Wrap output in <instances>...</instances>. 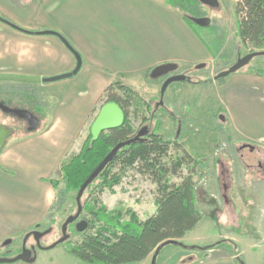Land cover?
Returning a JSON list of instances; mask_svg holds the SVG:
<instances>
[{
    "label": "crops",
    "instance_id": "crops-1",
    "mask_svg": "<svg viewBox=\"0 0 264 264\" xmlns=\"http://www.w3.org/2000/svg\"><path fill=\"white\" fill-rule=\"evenodd\" d=\"M219 1L234 7L238 0ZM0 17L18 27L0 19V75L42 79L76 67V56L60 38L40 31L60 33L82 59L70 78L19 82L23 92L43 87L53 105L49 123L11 140L0 153L1 245L46 220L56 196L51 180L84 142L109 85L121 81L155 98L162 82L150 79L154 68L176 63L189 75L214 58L195 26L165 0H0ZM3 81L1 86L16 82ZM218 81L214 93L233 130L264 146V75L243 68ZM213 244L196 245L189 253L179 246L157 264H237L241 251ZM160 251L149 264H156Z\"/></svg>",
    "mask_w": 264,
    "mask_h": 264
},
{
    "label": "rangeland",
    "instance_id": "rangeland-1",
    "mask_svg": "<svg viewBox=\"0 0 264 264\" xmlns=\"http://www.w3.org/2000/svg\"><path fill=\"white\" fill-rule=\"evenodd\" d=\"M183 13L190 16L187 11ZM197 13L200 17L210 19V23L206 26L192 21L198 34L211 49H221V58L206 64L201 69L194 68L190 71L189 75L194 82H173L166 90L163 105L159 106L160 103L158 104L160 95L149 98L140 94L146 102L151 104V109L134 111L135 109L131 108L130 122L136 132L145 125L154 128L158 122L160 134L169 139H178L189 153L195 158L202 159L204 165L197 170L195 179L197 181V198L203 212V219L195 229H192L193 231H189L185 241L180 240L185 244L183 246L186 248L185 250L189 253L191 245L215 244L226 236L233 238V240L225 239V242L227 241L226 244L233 251L236 249L241 251L240 255L244 264H264V168L261 171L256 169L252 171L247 168L248 171L244 166L247 160L249 163H255L259 159L264 165V146L236 134L214 93V82L223 79H216L217 73L231 66L240 55L250 53L254 48L251 45H243L240 40L239 19L235 12V6L222 3L219 8H210L200 4ZM244 68L264 71V56L256 57ZM178 72L186 71L180 68ZM159 79L161 82L164 80V78ZM3 82L5 81L0 80V86ZM34 86L37 89L30 86L33 93L23 92L26 89H21L23 94H26L24 101H20V96L17 93L16 98L0 93V100H4L7 103H3L11 107L26 108L36 114L40 118L36 130L38 131L51 120L53 101L48 98L43 87ZM101 105L102 101L99 108ZM152 113H156L155 116H152ZM0 125L11 131L6 143L28 133L26 121L7 114L1 109ZM84 132V142L76 149L79 150L71 152L64 161L70 160L81 151L89 136L90 128ZM243 142L254 144L260 152L251 153L248 149L241 150V154L245 155L242 162L238 147ZM169 153L178 154L174 148H171ZM114 173L121 174L122 177L121 181L112 189L109 187H105L103 190L97 189L95 183L84 193L81 199L82 205H86L83 216L91 220L92 226L82 233L76 232L74 227L72 241L82 239L87 233L93 232L104 224L89 215L88 207L105 208V215L110 217H112V213L120 212L122 213L120 218L122 223L130 220L131 213H135L139 220H144L155 213L156 184L148 174L141 173L136 168L123 172L120 164H115L112 167L111 174ZM182 173L183 175L187 174L188 170L185 168ZM61 175L57 171L54 180H61ZM170 179L173 182L180 181L178 176H171ZM63 187L64 183L61 182L59 190ZM77 193V190L70 191L61 207L59 209L55 207L51 219L45 220L41 224V228L49 225L53 228L50 234L42 238V244L45 247L50 246L61 237L62 223L69 215H74L77 212ZM258 204L260 207L257 206ZM26 233L7 238L12 240V245H2L7 240L5 239L0 245V257L11 255L10 251L7 252L8 247L15 248L16 251ZM179 246L181 245L169 244L162 247L156 258V264L164 257L179 251L181 249ZM155 253L156 250H153L146 257L147 259L145 258V261L142 260V263L139 261L124 264H149ZM36 264L89 263L70 254L66 244H59L52 249L39 250Z\"/></svg>",
    "mask_w": 264,
    "mask_h": 264
},
{
    "label": "trees",
    "instance_id": "trees-1",
    "mask_svg": "<svg viewBox=\"0 0 264 264\" xmlns=\"http://www.w3.org/2000/svg\"><path fill=\"white\" fill-rule=\"evenodd\" d=\"M165 1L178 8L184 19L194 27L192 20L183 12L187 11L190 16L200 17L197 12L201 3L198 0ZM235 12L239 19L238 33L242 44L251 45L254 49H251L250 52L264 50V0H238L235 4ZM2 21L14 25L8 20ZM204 43L212 53L214 60H219L222 56L221 49L213 50L205 41ZM249 69L252 73L264 75V71L255 68ZM149 77L151 79V76ZM19 82L22 81L5 83L0 86V93L13 98H16L18 94L20 95L19 99L24 101L26 96L21 89L25 84ZM0 101L5 102L4 100ZM101 101L102 105L107 102L117 103L124 112L125 120L121 126L104 131L98 139L91 141V125L96 117L94 118L90 125L89 136L81 151L60 165L58 174H62L61 180H51L56 197L46 221L51 219L55 207L58 209L61 207L70 191L79 190L83 182L118 142L129 139L138 132L134 130L130 122V109L133 108L134 111L151 109L149 102H146L137 91L121 81L109 85L104 91ZM155 114L151 115L155 116ZM159 128L157 122L154 128L149 127V133L144 137V140L121 148L115 159L87 188V190L92 188L95 183L97 184L95 187L100 190L105 187L112 189L117 185L122 176L121 174H111L115 164H120L123 172L136 168L139 172L148 174L156 184L155 213L144 220H139L135 213H131L130 220L122 223L120 221L122 213L120 212L112 213V217H110L105 215V208L88 207L87 211L94 220L104 224L76 242H67V250L70 254L89 264H124L142 261L159 246L164 247L169 244L185 246L180 240L203 219V212L197 198L195 176L197 170L204 164L202 159L195 158L189 153L178 139H169L160 134ZM30 133L32 132L27 134ZM171 148L176 149L178 154H170ZM0 168L2 167L0 166ZM185 168L188 173L183 175L182 171ZM171 176L180 177V181H171ZM61 182L64 183V187L59 190ZM83 207L85 209L86 205L83 204ZM226 242L221 240L210 247L230 249ZM190 248L197 247L190 246ZM233 252L240 251L236 249ZM236 261L237 264H244L241 255L236 258Z\"/></svg>",
    "mask_w": 264,
    "mask_h": 264
},
{
    "label": "water",
    "instance_id": "water-1",
    "mask_svg": "<svg viewBox=\"0 0 264 264\" xmlns=\"http://www.w3.org/2000/svg\"><path fill=\"white\" fill-rule=\"evenodd\" d=\"M201 4L208 6L210 8H219L220 7V1L219 0H198ZM193 22L206 26L210 23V19L206 17H195V16H188ZM1 20H4L0 17ZM15 28H18L16 25H12ZM38 34H50L55 35L67 46L69 50H71L77 59V65L76 67L71 71L64 74H59L56 76L51 77H45L42 79L39 78H31V77H23V76H16V75H7L2 74L0 75V80H11V81H22V82H44V83H50L55 82L58 80L70 78L74 75H76L82 65V59L80 54L74 49V47L69 43V41L60 33L55 31H40L36 32ZM264 56V50H255L250 53H247L245 55H240L237 60L229 66L227 69L222 70L219 72L215 78L221 79L225 78L241 69H243L246 65L250 63L251 60H253L256 57ZM205 63H200L196 65V69H201L205 67ZM179 66L176 63H167L162 64L154 68L150 74L151 78L153 79H159L164 78L161 86V100L160 104H164V95L166 93V90L168 87L173 83L177 81H192V78L190 75H187L185 73H179L178 72ZM0 109L10 115H13L19 119H22L26 121L27 123V130L28 132H34L37 130L40 118L31 112L30 110L26 108H18V107H11L9 105H6L3 102H0ZM125 120L124 112L122 108L115 102H107L103 105H101L99 112L93 121L91 125V135L92 140L94 141L99 138V136L102 134V132L119 127L123 124ZM149 126L145 125L142 128L138 130V132L135 134V136L118 142L111 150L110 152L103 158V160L96 166V168L92 171V173L88 176V178L83 182L81 187L78 190V193L76 195V202H77V212L74 215L68 216V218L65 220L62 226V237L59 238L57 241H55L53 244L47 247V249H52L56 247L57 245L65 242L69 238V234L67 233L68 225L75 221L81 214L83 210V205L81 203V199L89 187V185L100 175V173L106 168V166L115 159L117 156L119 150L131 143H135L137 141L144 140V137L149 133ZM11 131L6 129L4 126L0 125V151L4 147L6 140L8 136L10 135ZM179 134V132H178ZM87 227V221L82 220L77 224V230L78 231H84ZM49 231V230H48ZM46 232H38L34 231V235L36 236V241L38 243V246L41 247L40 244V237ZM30 233L27 234L29 236ZM12 240L7 239L4 241V245L11 244ZM162 247L159 246L156 249V254L160 251ZM37 260V255L35 252V255L33 256V252L29 249H26L24 246L22 252L14 257H0V264H14L19 261H23L27 264H33Z\"/></svg>",
    "mask_w": 264,
    "mask_h": 264
},
{
    "label": "flooded vegetation",
    "instance_id": "flooded-vegetation-1",
    "mask_svg": "<svg viewBox=\"0 0 264 264\" xmlns=\"http://www.w3.org/2000/svg\"><path fill=\"white\" fill-rule=\"evenodd\" d=\"M160 100H161V96H160V99H159V102H158V104L160 103ZM245 149H248L249 150V152H251V153H253V152H255V151H258V152H260L259 150H257V148H256V146H254V144H252V143H250V142H243L239 147H238V152H239V156H240V158H241V160H242V162H243V159H245L244 157H245V155L244 154H241V150H245ZM264 153V152H263ZM248 161V160H247ZM247 161H245L246 162V164L244 165L245 166V168L247 169H251L252 171L254 170V169H256V170H258V171H261L263 168H264V165L262 164V161H260V159L259 160H257L255 163H249V162H247ZM247 169V170H248ZM248 170V171H249ZM85 209H84V207H83V210H82V212H81V214H80V216L75 220V221H73L72 223H70L69 225H68V229H67V233L69 234V238L65 241V242H63V243H61V244H66L67 245V242H76V241H72V237H73V234H74V227H75V229H76V232L78 231L77 230V224L80 222V221H82V220H86L87 221V227H86V229L84 230V231H78V232H85V231H87L89 228H90V226H91V220H89V219H86L84 216H83V211H84ZM90 215V214H89ZM70 216V215H69ZM68 218V217H67ZM66 218V219H67ZM49 221V220H48ZM65 222V221H64ZM63 222V223H64ZM63 223H62V225H61V237H62V226H63ZM49 230V231H48ZM52 230H53V228H52V226L51 225H49V226H47V227H45V228H41V225H38V226H34L32 229H30L24 236H23V238L21 239V241H20V243H19V247L16 249V251H15V248H11V247H8L7 248V252H9L10 251V253H11V255H5L6 257L8 256V257H14V256H16V255H18V254H20L21 252H22V250H23V248H24V246L26 247V249H29V250H31L32 252H33V256L35 255V252H36V255L38 256V251L39 250H44V249H47V247H45L43 244H42V238L44 237V236H46L47 234H50L51 232H52ZM34 231H38V232H41V233H43V232H46V231H48L46 234H44V235H42L41 237H40V244H41V247H39L38 246V243H37V241H36V236L34 235V233H32V232H34ZM28 233H30V235L29 236H27V234ZM60 237V238H61ZM59 239V238H58ZM57 239V240H58ZM57 240H55V241H57ZM54 241V242H55ZM53 242V243H54ZM52 243V244H53ZM2 245H4V244H2ZM12 245V244H11ZM9 248H11V249H9ZM37 261V260H36ZM36 261L33 263V264H36ZM19 262H23V261H19ZM16 263H18V262H16ZM16 263H14V264H16ZM24 264H27V263H25V262H23Z\"/></svg>",
    "mask_w": 264,
    "mask_h": 264
}]
</instances>
